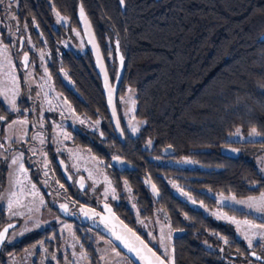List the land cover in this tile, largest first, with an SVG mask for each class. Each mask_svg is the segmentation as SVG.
<instances>
[{"label":"trees","instance_id":"trees-1","mask_svg":"<svg viewBox=\"0 0 264 264\" xmlns=\"http://www.w3.org/2000/svg\"><path fill=\"white\" fill-rule=\"evenodd\" d=\"M79 4L90 20L112 80L117 69V47L123 56L125 72L117 109L124 144L118 141L110 123L87 45L81 54L71 50L57 54L66 34L76 30L83 37L76 16ZM12 10L17 22L15 33L18 39H24L21 48L29 38L35 46L49 49L46 67L54 89L75 114L87 121H100L98 131L87 134L92 142H85L83 135L82 139L74 138V144L104 158L111 173L118 174L112 177L113 184L126 181L140 207L148 191L133 173H146L155 184L157 201L168 206L167 217L162 219L168 233L184 231L179 238L170 239L174 264H237L253 255L264 263V251L260 252L257 245L248 247L237 238L233 227L192 207L173 194L169 185L170 181L182 184L194 200L208 208L216 205L215 193L246 197L264 192V176L242 152L257 142L227 140L237 128L245 133L255 129L264 135V0H124L123 8L119 0H17ZM54 11L65 17V25L54 26ZM27 54L30 61L33 54ZM62 69L72 85L63 79ZM127 86L134 90V118L143 121L134 135L127 131L118 105ZM0 113L8 114L1 104ZM6 117L10 120L14 116ZM167 145L173 154L164 157L161 151ZM224 145L238 147L239 156L222 155L220 148ZM195 149L207 151L196 153ZM54 154L53 147L48 148L51 158ZM116 154L133 164L135 172L112 168L108 160ZM181 157H189L205 168L165 166L158 161ZM52 173L61 178L57 166ZM5 175L6 164L0 160V190ZM4 217L2 209L0 226ZM130 220L127 223L135 227ZM28 242L5 244L0 264H4L1 259L7 253L21 252Z\"/></svg>","mask_w":264,"mask_h":264},{"label":"rangeland","instance_id":"rangeland-1","mask_svg":"<svg viewBox=\"0 0 264 264\" xmlns=\"http://www.w3.org/2000/svg\"><path fill=\"white\" fill-rule=\"evenodd\" d=\"M53 15L54 26H58L60 23L66 24L65 17L56 11ZM0 16H3V19H0V104L5 111L6 108L10 110L11 105L15 103L22 113H13L14 117L10 120L7 119L8 122L3 124V129L0 131V140L3 141L0 144V160L6 161L5 184L0 190V208L4 210L6 219L16 217L22 219L20 228L12 230L7 238V242L11 243L30 228L40 225V221L36 216L38 212L41 213L42 208L40 204L41 194L37 192V187H35V190L32 189L34 183L31 179L29 167L25 163L26 159L34 160L35 152L38 151L39 145H36L31 139L29 140V138L32 137L33 139L35 137L36 132L35 130L30 131L29 125H24L21 122L28 118H39L41 112L37 109L42 110L43 115L55 113L59 115L61 110L64 114L65 109L75 117L80 116L72 111L68 103H65L66 100L54 89L48 70L45 72L50 50L35 46L29 38L26 39L23 49L19 46L16 49V41L19 45L20 38L18 39L15 33L16 29L14 30L17 22L12 19L14 16L12 6L10 11L6 9L5 12L0 13ZM61 50H71L76 54H81L86 50V43L80 33L74 30L72 34H66L60 41L57 48L58 55ZM28 52H32L33 56L24 66V55ZM60 72L65 82L72 85L67 72L64 69ZM14 77L19 81L15 87L13 86ZM29 81H31L30 87ZM37 93H39V96H37ZM118 105L127 131L132 135L136 134L143 121L135 119L133 115L136 106L133 88L126 87V93L119 98ZM50 107L54 110L49 111ZM29 108H32L33 111L28 112ZM7 115L5 114V116ZM96 121L85 120L90 131H98L99 124L97 125ZM10 124L14 126L9 127ZM133 128L137 130L133 132ZM253 130L255 129L245 133L241 128H237L227 136V140L239 142L259 141L243 148L242 152L247 159L255 164L260 175L264 176L262 175V172H264V166H262V163H264V135ZM18 144H22L23 147L16 148ZM63 153L68 161V171L73 175H83L87 180L89 185L87 193L97 194L99 198L108 200L104 196L105 189H107V198L112 196L114 193L113 186L107 177L106 170L97 164V161V163L94 161L96 157L87 148H79L74 152L70 150L63 151ZM9 157L16 158L18 160L17 165L11 166ZM158 161L165 166L205 168L189 157H181L177 160L158 159ZM20 165H23L26 171H21ZM123 184L127 185L132 191L126 181H123ZM169 185L173 194L192 207L200 209L205 215L233 227L237 238L241 239L248 247L257 245L260 252L264 251V227H262L264 226V212H256L255 209H249L246 204L235 203L237 200L248 201L250 197L258 198L262 192L246 197H237L230 193H215L212 196L216 198V205L213 208H208L194 200L182 184L170 181ZM133 196L136 207L132 205V208L139 213H129V218L133 220L137 230L147 237L148 242L151 239V243H149L151 247H156L161 254L167 251L166 260L169 261L171 241L165 222L159 214L155 213L149 217H142L140 214L144 213L143 208L137 205L136 197L134 194ZM9 203H11L13 210L20 213L19 215L10 216ZM226 207L252 214V217L239 216L236 213L229 212ZM140 221L147 224V227H144ZM149 232L152 233L154 238L148 236ZM62 233L66 232L62 231ZM47 242L46 246L51 248L50 252L42 246V242H38L27 247L23 246L24 248L19 253L11 251L1 260L4 261V264H92V262L93 264H132L131 260L106 238L99 244L96 242L80 243L71 234L58 235L57 233L55 236L51 234ZM237 264L264 263L252 256L251 259H245Z\"/></svg>","mask_w":264,"mask_h":264},{"label":"flooded vegetation","instance_id":"flooded-vegetation-1","mask_svg":"<svg viewBox=\"0 0 264 264\" xmlns=\"http://www.w3.org/2000/svg\"><path fill=\"white\" fill-rule=\"evenodd\" d=\"M80 119L82 118L75 117L65 109L63 116L61 114L58 115L55 113L43 115L42 121L39 118L27 119L29 121V130H35L36 132V139H32L31 137L29 138V140L31 139L36 145H39L38 151L35 152V155L33 154L35 156L34 160L26 159L28 161L26 164L29 167L31 179L34 185H36L37 187L36 190L41 194V198H43L44 200V204L41 208V213L38 212V215L36 216L40 221V225L35 228H30L18 239H15L11 243H8L7 238L10 232L14 229L20 228L22 219L18 217L6 219L4 217L5 220L3 221L0 228L4 224L10 222H16L17 224L15 227L8 231L6 240L4 241L1 250L3 249L5 244L14 246L29 241L24 247L42 242V246H44V248L47 249L48 252H50L51 248L46 246V244L48 243L47 240L51 234L55 236L57 233L58 235H64L66 233L71 234L72 237H74V239H76L80 243L96 242L97 244H99L105 238L111 241L108 235L114 228L111 225V220L107 213L108 210L104 208V204L107 203L108 206L112 208V211L127 225H129L127 222H130L131 220L126 213H139L132 208V205L133 207L135 206L133 202V191H130L127 185H124L123 182H121V185L118 186H115L113 184L112 177L117 178L118 174L111 173L110 169L107 168V163L104 158H99L98 156L93 155L96 157L94 161H97L98 163H96L106 170V173L108 175L107 177L110 179L113 189L115 190L112 195H116L117 199H115L113 203L111 202L113 200L111 198L112 196L106 198L108 200H104L103 198H99L97 194L94 195L87 193L89 188L87 180V188L83 191L80 190L76 184V179L79 174L73 175L68 171L71 175L70 181L66 177H64L61 171V178L55 176L52 173V169L54 168V166H57L59 168V165L57 163L58 157H61L66 162V168L69 166L63 151L70 150L71 152H74V150H78L79 148H81L78 145L74 144V138L82 139L83 135H86L84 141L87 143L92 142V140L88 139L87 134H89L90 132L95 133L96 131H90L86 122L84 124H80ZM41 122L44 125L43 128H40ZM64 133H68L71 136V139L65 140ZM57 139H59L61 143H57ZM41 140H43L44 142L41 143ZM21 147H23L22 144L16 145V148ZM50 147H53V151L55 152L53 158L48 155V148ZM100 152L102 153L103 150ZM114 156L120 155H111L108 160L109 165L110 159ZM133 167L134 168L132 169V171L135 172L136 167L134 165ZM142 168L147 169L146 167ZM45 172H47V176L45 175ZM144 174L145 175L135 172L132 175L138 178L145 189L148 191V194L145 195V201L143 204H141V207L143 208L144 213L159 214L163 219V217H167L166 213H168V206L166 203L163 204L157 201L159 192L158 195L154 196L147 189L142 179L144 177H147L148 175L146 173ZM61 185H63V187H61ZM62 203L68 206V214H62V211L59 208V205ZM85 212L88 214V217H91V219H88L84 215ZM176 212L179 213V210L176 209ZM63 223H65V225H63ZM131 228H133L143 238V236L141 235V231L137 230L135 227ZM62 231H65L66 233H62ZM143 239L149 244L147 237L146 239ZM152 248L156 250V247L153 246ZM157 252L161 254L160 251Z\"/></svg>","mask_w":264,"mask_h":264},{"label":"water","instance_id":"water-1","mask_svg":"<svg viewBox=\"0 0 264 264\" xmlns=\"http://www.w3.org/2000/svg\"><path fill=\"white\" fill-rule=\"evenodd\" d=\"M120 7H124L121 4V0H119ZM77 19L79 21V27L82 32L84 41L93 57V62L94 66L96 69V72L98 74V77L101 81L102 85V90L104 94V99H105V105L107 109V113L109 116L110 123L112 125L113 131L115 133L116 138L118 141H120L121 144L125 143V135L124 131L122 128L120 116L118 113L117 109V95L119 91V87L121 85V82L123 80L124 72H125V67H124V62H123V56L118 50V47L116 48V58H117V69H116V74L114 79L112 80L108 70L107 66L101 51V48L99 46V43L96 39L93 27L90 23V20L88 16L86 15L82 5H78L77 12H76ZM23 37L21 36L19 39V47L21 48L23 46ZM28 56V54H27ZM25 57V55H24ZM29 60V56H28ZM24 61V66L27 65L28 61ZM115 112V114H114ZM119 125V126H118ZM194 152H205L207 149H195L193 150ZM220 153L224 156H229V157H238L240 154V149L236 146H231V145H224L220 148ZM162 156L168 157L173 154V149L171 146L167 145L162 151H161ZM63 162V163H61ZM57 163L59 165L60 171L66 177L68 180L69 177H71L70 173L68 172L66 168V162L61 158H57ZM110 165L114 167L117 171L123 172L125 170H132L134 167L132 164H130L128 161H126L124 158L120 156H114L110 159ZM144 185L147 187V189L154 195H158V190L153 183V181L147 176L144 177L143 179ZM76 184L80 190H85L87 188V182L86 179L83 175H78L76 179ZM83 184V188L81 185ZM153 186H155V191H153ZM111 209L110 211H107L110 220H111V225L113 226L112 232L108 235L112 243L123 253L125 254L133 264H160V261L156 259L152 255L151 252L148 251V248L152 249V252L156 253L157 257H160L161 260H164V257L159 254L154 248H152L133 228H131L129 225H127L123 220H121L113 211L112 208L109 206ZM16 222H10L4 224L0 228V234L4 235V241L6 240L8 232H5V229H12L13 227L16 226ZM10 225L12 226L10 228ZM131 230V231H129ZM184 233L183 230H173L170 232V239L174 238H179L182 234ZM114 234V235H113ZM135 234V235H134ZM116 236H119L121 240L124 241V243L128 244L129 247L133 248L135 251L131 254L128 253L127 248H124V244L120 242V240H116ZM139 236L140 240H137L136 237ZM141 240L144 241V244H147V248L144 247V244L141 243ZM0 243V251L1 248L4 244ZM137 254L142 257L141 259L137 258ZM255 259H257L256 255H253ZM261 259V258H260ZM259 259V260H260ZM164 264H174L172 258L170 257V260H164Z\"/></svg>","mask_w":264,"mask_h":264},{"label":"snow or ice","instance_id":"snow-or-ice-1","mask_svg":"<svg viewBox=\"0 0 264 264\" xmlns=\"http://www.w3.org/2000/svg\"><path fill=\"white\" fill-rule=\"evenodd\" d=\"M13 3H17V0H0V13L5 12L6 9L10 11V10H11V6H12ZM123 3H124V0H121V4H122V5H123ZM0 19H3V16H0ZM12 19H15V17L13 16ZM24 59H25V61H28V56H27V54H25ZM45 72H47V69H45ZM29 75H31V74L29 73ZM18 83H19V81L16 80L15 77H14V78H13V86L15 87L16 85H18ZM28 83H29V87H30V85H31V81H29ZM17 94H18V88H17ZM29 95H30V93H29ZM37 96H39V93H37ZM65 103H67V102L65 101ZM48 110H49V111H53L54 109H52V108L50 107ZM5 111L8 112V115H9V116H11L13 113L22 114V113L20 112V110L16 107L15 103H13V104L11 105L10 110H9L8 108H6ZM27 111H28V112H32L33 109H32V108H29ZM37 111H40V112H41V115H40L39 119H41V121H42V119H43L42 110L37 109ZM114 114H115V112H114ZM61 115L63 116V110H61ZM7 122H8V121H7V117H6V116H3V115H0V131H2V129H3V124H4V123H7ZM21 123L24 124V125H27V124L29 123V121H28L27 119H25V120L22 121ZM79 123H80V124H84L85 121H84L83 119H80V120H79ZM95 123L98 125V124L100 123V121L97 120ZM13 126H14L13 124H10V125H9V127H13ZM43 126H44V125H43V123L41 122V124H40V128H43ZM118 126H119V125H118ZM136 130H137L136 128H133V129H132L133 132H135ZM253 131H255V130H253ZM33 139H36V137H33ZM64 139H65V140H69V139H71V136H70L68 133H64ZM43 142H44V141L41 140V143H43ZM56 142H57V143H61V141H60L59 139H57ZM249 142H259V141H249ZM2 143H3V141L0 140V144H2ZM33 151H35V150L33 149ZM21 154H22V153H21ZM9 158L11 159V166H15V165H17L18 160H17L16 158H14V157H9ZM5 162H6V161H5ZM61 163H63V162H61ZM262 166H264V163H262ZM20 169H21V171H26V170L23 168V165H20ZM45 175L47 176V172H45ZM262 175H264V172H262ZM69 179H71V177H69ZM35 187H36V186L33 184V185H32V189L35 190ZM61 187H63V185H61ZM81 187L83 188V184L81 185ZM254 187H259V185H258V186H254ZM114 191H115V190L113 189V192H114ZM153 191H155V186H153ZM104 196H105V198H107V196H108V190H107V189H105ZM111 198H112L113 200L117 199L116 195H112ZM54 202H55V201H54ZM235 203H236V204H246V206H247L249 209H255L256 212H264V192H262L261 195H260V197H258V198H257V197H250V198L248 199V201H239V200H237V201H235ZM40 204H41V205L44 204V200H43V198L40 199ZM25 206H26V205H25ZM59 208L61 209L62 214H68V212H69V208H68V206H67L66 204H63V203L60 204V205H59ZM104 208H105L106 210H108V211L111 210V209L109 208V206H108L107 203L104 204ZM9 209H10V216H17V215L20 214L18 211L12 209V205H11V203H9ZM0 211H2V209H0ZM84 215H85L88 219H91V217H88V214H87L86 212L84 213ZM140 223H141L144 227H147V224H144L143 221H140ZM11 227H12V226L10 225V228H11ZM262 227H264V226H262ZM4 231H5V232H8L9 229H5ZM129 231H131V230H129ZM113 235H114V234H113ZM134 235H135V234H134ZM148 236L151 237V238H154V237L152 236V233H151V232L148 233ZM136 239H137V240H140V237L137 236ZM116 240H120V242H121L122 244H124V248H127L129 254H131V253H133V252L135 251L133 248L129 247L128 244L124 243V241L121 240V238H120L119 236H116ZM3 241H4V235H3V234H0V243H3ZM141 243L144 244V241L141 240ZM149 243H151V239H149ZM144 247L147 248V247H148L147 244H144ZM148 251L151 252L152 255H153L154 257H156L157 260L160 261V264H164V260L167 259V251H165L164 253L161 254V255L164 257V260H161L160 257H157V256H156V253H155V252H152V249H151V248H148ZM54 258H55V255H54ZM137 258L142 260V257H140L138 254H137ZM257 259H260V257H257Z\"/></svg>","mask_w":264,"mask_h":264}]
</instances>
